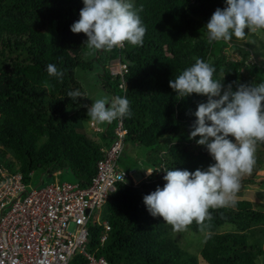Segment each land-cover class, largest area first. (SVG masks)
Returning <instances> with one entry per match:
<instances>
[{"label": "trees", "instance_id": "16d2710c", "mask_svg": "<svg viewBox=\"0 0 264 264\" xmlns=\"http://www.w3.org/2000/svg\"><path fill=\"white\" fill-rule=\"evenodd\" d=\"M132 3L143 6L138 13L146 28L143 45L126 43L89 55L83 44L86 36L70 31L82 0H0V165L27 177L37 170L53 177L68 167L74 182L88 186L103 150L116 137L118 122L125 130V144L156 149L162 169L193 172L215 163L206 147L196 143L199 137L189 139L194 113L207 97L191 94L177 100L169 81L200 58L215 68L213 79L232 84L233 91L241 83H262L264 36L246 30L244 39L208 44L204 25L216 8L225 7V0ZM229 49L238 56H231ZM48 64L64 73L62 81L47 74ZM95 64L99 72L94 82L111 96H126L131 115L91 133L84 122L92 128L96 124L80 107L83 98L74 103L67 93L79 90L84 95L76 69L91 71ZM113 67L118 70L113 72ZM125 81L128 90L121 87ZM255 158L264 166V144H257ZM164 175L153 171L137 184L131 179L118 182L100 207L102 221L88 222L87 250L110 264H198V257L185 252L168 233V225L152 217L143 203L145 195L163 188ZM259 184L253 170L242 177L236 195ZM209 211L212 219L205 221L203 231L211 237L206 236L199 252L205 262L264 264V201L237 199L235 206ZM226 223L234 230L218 232ZM189 229L202 231L195 222ZM86 263L81 254L70 261Z\"/></svg>", "mask_w": 264, "mask_h": 264}, {"label": "clouds", "instance_id": "9594fccd", "mask_svg": "<svg viewBox=\"0 0 264 264\" xmlns=\"http://www.w3.org/2000/svg\"><path fill=\"white\" fill-rule=\"evenodd\" d=\"M82 3L79 19L70 26V31L86 36L83 44L89 55L124 48L126 43L143 45L146 28L138 14L143 6L136 8L132 0H82ZM204 29L208 44L230 42L233 37L244 39L246 30L252 34L264 32V0H225V7L215 9ZM46 71L50 77L62 81L64 73L56 65L48 64ZM214 72L208 62L196 58L194 64L169 81V87L177 100L191 94L207 97L206 103L197 106L189 139L199 137L196 143L206 147L215 163L206 170L198 168L193 172L162 169L161 163L146 168L137 180L139 183L153 171L165 172L163 188L157 186L143 197V203L152 217L161 218L174 233L187 231L193 222L203 231L207 227L205 221L212 219L210 209L235 206L242 177L250 175L255 167L256 146L264 144V82L241 83L233 91L232 84L224 86L213 79ZM121 87L128 90L126 81ZM67 97L74 103H78V98H87L79 90L69 91ZM130 115L126 96H103L87 107V116L98 125ZM124 172L118 177L122 184L126 183ZM206 236L210 238L211 233Z\"/></svg>", "mask_w": 264, "mask_h": 264}, {"label": "built area", "instance_id": "2783aa9c", "mask_svg": "<svg viewBox=\"0 0 264 264\" xmlns=\"http://www.w3.org/2000/svg\"><path fill=\"white\" fill-rule=\"evenodd\" d=\"M124 138L125 130L118 122L116 137L103 150L88 186L64 181L30 187L22 172L0 165V264H70L75 254L84 256L86 264H110L87 250L88 222L92 211L123 182L118 177L125 170L120 169L118 160ZM132 173L125 171L123 178L137 184Z\"/></svg>", "mask_w": 264, "mask_h": 264}, {"label": "rangeland", "instance_id": "374dc122", "mask_svg": "<svg viewBox=\"0 0 264 264\" xmlns=\"http://www.w3.org/2000/svg\"><path fill=\"white\" fill-rule=\"evenodd\" d=\"M257 35L264 36L262 33H257ZM229 52L232 53L231 56L237 57L238 55L233 52L231 49H229ZM116 71V68L113 67V72ZM77 77L81 83V86L84 90V96L87 98H83L80 102V107L84 108V113L87 115V107L91 106L92 101L95 99L101 98L103 96L108 97H114L109 94H107L105 91L101 90L99 86L94 82L96 80L97 73L99 72V66L94 65L92 67L91 71H84L80 68L76 69ZM90 119V118H89ZM91 120V119H90ZM96 124V123H95ZM86 125V128L91 133L95 132L96 128H102L103 125L96 124L95 128H92L89 125V122H84V126ZM164 143L161 144L163 146ZM153 149V148H152ZM149 148H146L144 146H138L136 144L126 143L124 152L120 156L118 160V165L120 168H130V170H133L132 177L134 180H138L143 175V172L145 171V168H155L156 166H159L158 163L160 162V157L157 153H155V150H152ZM162 151V147L160 148V153ZM153 163L155 165H153ZM129 170V171H130ZM258 177L261 179V183L258 186H251L244 190L242 195H236L237 199H249L252 201H264V166L260 167L258 164H255V167L253 169ZM29 177V176H28ZM72 182L74 183V177L72 172L69 170L68 167L61 168L59 171L55 173L53 177L41 175L39 170L32 171V174L29 177L30 187H43L45 184L54 183V182ZM101 211V209H100ZM99 209H95L92 211L90 222L89 224H92L93 220L97 219L98 223L102 221L101 213ZM168 233L176 240V242L179 244V246L184 249L185 252H188L190 254H193L201 260V257L199 255L200 249H202L204 240L206 238V232L200 231V232H194L188 228L187 231L181 232V233H174L171 230V227L168 225ZM234 230V225L226 223L218 227V232H228ZM98 257V256H97Z\"/></svg>", "mask_w": 264, "mask_h": 264}, {"label": "crops", "instance_id": "0c3cea01", "mask_svg": "<svg viewBox=\"0 0 264 264\" xmlns=\"http://www.w3.org/2000/svg\"><path fill=\"white\" fill-rule=\"evenodd\" d=\"M198 264H208V263L205 262L202 258L200 260L199 257H198Z\"/></svg>", "mask_w": 264, "mask_h": 264}]
</instances>
